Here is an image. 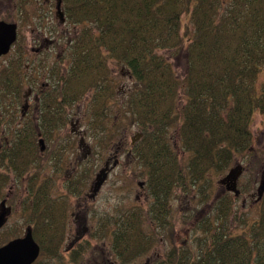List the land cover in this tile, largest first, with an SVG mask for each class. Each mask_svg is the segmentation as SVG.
I'll return each instance as SVG.
<instances>
[{
  "label": "trees",
  "instance_id": "obj_1",
  "mask_svg": "<svg viewBox=\"0 0 264 264\" xmlns=\"http://www.w3.org/2000/svg\"><path fill=\"white\" fill-rule=\"evenodd\" d=\"M62 3L66 20L83 28L67 41L72 63L70 71L64 73L57 89L54 88L56 99L62 98V103L77 100L95 88L92 107L105 116L107 107L102 100L114 92L109 59L126 67L134 80L126 103L130 118L141 133L134 150L148 170L150 203L146 211L132 209L102 219L100 234H91L93 240L99 237L106 242L107 236L112 237V251L108 249L101 254V264L111 263L113 254L117 258L114 262L133 263L160 242L158 230L168 222L170 200L177 194L176 188L182 195H190L192 188L200 189L204 200L208 199L211 194L205 184L208 174L222 173L244 154L249 157L251 175L260 176V182L264 179L263 158L252 149L251 124L255 112L264 118V80L259 86L264 67V0H62ZM184 13L191 22L185 34ZM186 40L188 65L181 78L168 53L181 50ZM22 61L19 53L14 63L3 68L0 93L20 96L26 77L20 70ZM51 99L52 96L46 98L49 106L37 126L30 119L32 122H26L24 129H17L11 140L0 145V192L10 181L9 173L34 174L41 167L47 168L50 161L61 158L54 152H43L38 140V131L50 139L58 125V120L52 117L54 113H49L56 106ZM57 108L65 109L64 104ZM4 121L1 112L0 128ZM173 127H177L180 145L189 155L184 162L169 135ZM35 167L37 170L30 172ZM44 184L38 195L43 202L33 208L27 221L34 223L28 226L33 228L41 247L34 264H64L61 245L66 234L67 221L62 208L65 205L48 201ZM249 184L242 185L241 192L250 191ZM262 195L258 219L242 222L233 210L237 196L226 192L216 202L215 211L196 222V231L201 230L196 252L187 250L188 255L184 247L178 249L174 245L154 264H264ZM10 234L0 243L14 239L15 234ZM90 241H84L80 250L71 253L73 264H82L89 253Z\"/></svg>",
  "mask_w": 264,
  "mask_h": 264
},
{
  "label": "rangeland",
  "instance_id": "obj_2",
  "mask_svg": "<svg viewBox=\"0 0 264 264\" xmlns=\"http://www.w3.org/2000/svg\"><path fill=\"white\" fill-rule=\"evenodd\" d=\"M56 5L57 0H0V19L17 23L19 30L15 46L0 59V77L4 74L3 68L14 63L19 53L23 60L20 70L26 75L20 96L15 93H0V113H4L5 118L0 128V145L4 140H11L17 129H24L30 119L35 124L34 121L41 116L42 106L48 107L43 100L36 102L33 95L30 96V88L36 85L41 90L46 88L48 93L50 84H59L64 73L68 69L70 71L72 58L67 41L83 25H75L67 20L61 22ZM182 19V32L185 34L187 25L191 26V22L187 13L183 14ZM187 43L188 40L178 52L168 53L172 66L181 78L187 72ZM109 67L114 92L102 100L107 107L105 116L94 109L95 88L77 100H64V110L50 109L49 113H54L52 117L58 120V125L51 137L48 135L49 140L44 136L46 154L55 150L61 158L50 161L47 168L41 167L36 173L34 171L37 167L32 168V177L24 174L25 171L9 173L10 181L2 186L4 188L0 192V212L4 197L8 210L5 225L0 229V242L6 236H11L10 233H14L15 237L23 236L28 225L34 226L33 222L27 221L33 208L43 202L38 195L41 194L39 188L42 190L44 182L46 184L43 190L47 192L48 201L65 205L62 208L67 221L66 234L61 245L64 264H73L70 260L71 253L80 250L84 241L90 239V248L87 251L89 253L85 254L82 264H101V254L108 249L112 251L113 248L111 236H107V242L99 237L95 240L91 238L93 233L100 234L98 231L102 227V219L106 220L132 209L147 210L150 203L148 170L137 158L134 150L141 133L139 126L130 118L126 103L134 80L128 69L114 59H109ZM263 77L264 67L259 76V86L260 81L264 80ZM59 100L62 102V98ZM94 123L97 124L94 126ZM251 124L252 149L264 161L263 116L255 112ZM169 135L180 160L186 161L189 155L180 145L177 127L171 128ZM54 143L59 147L54 149ZM248 158L245 154L240 155L222 173L208 174L205 183L211 192L208 199L204 200L200 189L192 188L190 195H182L180 189L176 188L177 194L170 200L168 222L158 230L161 235L160 242L149 253L129 264H154L157 259H163L174 245L178 249L184 247L188 255L190 252L194 254L201 231H196V222L213 213L216 202L226 192L234 194L227 189V183H221L231 170L237 176L240 190L242 185L251 183L250 191L237 195L233 207L235 216H239L242 222L257 220L260 215L257 200L260 176L254 178L251 175ZM6 243H0V246ZM111 259L113 261L108 264H122L119 261L114 262V259L117 260L114 254Z\"/></svg>",
  "mask_w": 264,
  "mask_h": 264
},
{
  "label": "water",
  "instance_id": "obj_3",
  "mask_svg": "<svg viewBox=\"0 0 264 264\" xmlns=\"http://www.w3.org/2000/svg\"><path fill=\"white\" fill-rule=\"evenodd\" d=\"M57 10L62 21L65 20L64 11L62 10V0H58ZM18 24L0 20V59L10 52L14 43L19 37ZM221 183H227V189L240 195L241 190L238 188L237 176L231 170ZM259 201L264 194V179L261 180L258 187ZM6 202H1L0 212V229L5 225L7 217ZM41 253L40 244L35 240L33 228L28 226L23 236L15 237L6 244L0 246V264H34Z\"/></svg>",
  "mask_w": 264,
  "mask_h": 264
},
{
  "label": "flooded vegetation",
  "instance_id": "obj_4",
  "mask_svg": "<svg viewBox=\"0 0 264 264\" xmlns=\"http://www.w3.org/2000/svg\"><path fill=\"white\" fill-rule=\"evenodd\" d=\"M57 3H58V0H57ZM56 8H57V5H56ZM62 10L64 11V16H65V18H66V13H65V10H64V5H63V3H62ZM57 12H58V10H57ZM59 15V14H58ZM59 17V16H58ZM59 19H60V17H59ZM0 20H5V19H0ZM66 20V19H65ZM64 20V21H65ZM6 21V20H5ZM60 21L61 22H64V21H62L61 19H60ZM8 22V21H7ZM15 46V43H14V45L12 46V48ZM12 48H11V50H12ZM11 50H10V52H11ZM9 52V53H10ZM8 54V53H7ZM4 56H6V55H4ZM4 56H2V57H4ZM1 57V58H2ZM58 86V84L57 85H54V84H50V89H49V91H48V93H46V88L44 89V90H41L40 88H38V87H36V85H33L31 88H30V96L31 95H33V98H34V100L37 102V101H42L43 100V103L44 104H48V106H49V103L47 102V100H46V98H48V97H51L52 96V98L53 99H51V100H54L55 102V104H56V106H55V108H57L58 107V105L59 104H62V102H63V100H62V102H61V100H57L55 97H56V95H52V92H56L55 91V89H57V88H55V87H57ZM36 88V89H35ZM55 88V89H54ZM54 89V90H53ZM61 90H62V86H61ZM47 107H45V105H44V107L42 106V110H41V116H39L38 117V120L37 121H34L35 122V125L37 126L40 122H41V120H43V118H44V116H45V109H46ZM51 114V113H50ZM34 119V118H33ZM37 119V118H36ZM35 119V120H36ZM32 120V119H31ZM60 123H61V121H60ZM38 135H39V143L41 144V149H42V151H45L44 149V147H45V145H44V142H45V137H42L41 136V133H39V131H38ZM48 140H49V138H48ZM59 147V145L58 144H56V143H54V149H56V148H58ZM53 149V150H54ZM52 152H54L53 154H58V152H55V150L54 151H52Z\"/></svg>",
  "mask_w": 264,
  "mask_h": 264
}]
</instances>
